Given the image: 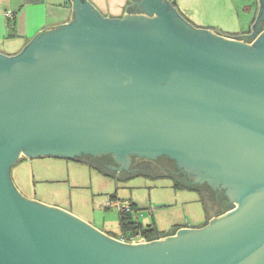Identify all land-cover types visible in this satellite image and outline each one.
<instances>
[{"label": "water", "instance_id": "water-1", "mask_svg": "<svg viewBox=\"0 0 264 264\" xmlns=\"http://www.w3.org/2000/svg\"><path fill=\"white\" fill-rule=\"evenodd\" d=\"M138 3L151 17L74 0L71 22L0 52V264H264V31L250 44L185 21L177 0ZM84 154L168 156L233 202L202 227L129 243L12 180L23 155Z\"/></svg>", "mask_w": 264, "mask_h": 264}, {"label": "rangeland", "instance_id": "rangeland-1", "mask_svg": "<svg viewBox=\"0 0 264 264\" xmlns=\"http://www.w3.org/2000/svg\"><path fill=\"white\" fill-rule=\"evenodd\" d=\"M252 10L251 20L254 5ZM250 23L237 27L221 21L218 25L207 24L233 32L237 28L249 29ZM22 157L12 167L11 176L23 196L63 208L111 234L120 235L121 228L118 208L106 206L110 197L133 201L139 208L140 221L155 223L162 231L176 223L199 226L209 221L199 191L169 176L140 171L115 176L71 158Z\"/></svg>", "mask_w": 264, "mask_h": 264}, {"label": "crops", "instance_id": "crops-1", "mask_svg": "<svg viewBox=\"0 0 264 264\" xmlns=\"http://www.w3.org/2000/svg\"><path fill=\"white\" fill-rule=\"evenodd\" d=\"M87 1L92 4L100 14L106 17L124 18L125 16H150L145 9H141L145 7L144 4L138 3L137 7V2H142L144 0H135L137 2L129 9V12L134 13L127 12L128 6L132 5L134 0ZM164 1L165 0H159V3ZM166 1L172 2V0ZM246 1H250L252 4L250 5L246 3ZM256 2L257 0H177L180 9L177 10L187 22L197 27H209L217 30L219 26L211 27V25L207 23H216L215 25H218L217 23L221 21L237 27L242 23L245 25L247 21L252 22V5H254L255 8L257 5ZM75 10L74 0H0V52L9 55L19 53L37 34L50 31L60 25L71 22L74 18ZM9 13H11V15H9ZM153 14L154 16L156 15L155 13ZM205 24L208 26H203ZM245 29L246 28L243 27L233 29V32H225L239 33ZM212 215L213 214L207 212V219ZM176 225H181L179 228L193 227L192 225L186 226V224L177 223L174 224L173 227ZM173 227L164 231L169 232ZM100 230L109 234L105 229Z\"/></svg>", "mask_w": 264, "mask_h": 264}, {"label": "flooded vegetation", "instance_id": "flooded-vegetation-1", "mask_svg": "<svg viewBox=\"0 0 264 264\" xmlns=\"http://www.w3.org/2000/svg\"><path fill=\"white\" fill-rule=\"evenodd\" d=\"M256 4L257 5L255 9H258L259 5L257 2ZM254 22L255 21L252 19L250 27L251 25H253ZM258 26H261L260 30L255 33V35L252 37L250 35H252L253 30L249 29H245L244 31L239 33H226L225 31H223V34L230 37L238 38L242 41L251 44L264 31V20ZM217 32L220 33V30H218ZM22 158L23 157H21L18 161H20ZM71 159L85 162L88 165L95 167L100 172H104L105 174L109 175L120 176L124 173H128L131 171H140L153 172L159 175L169 176L177 183H182V185H190L193 186V188H195L196 190H198L203 199L206 211L213 214L212 216L225 214L233 202V200L226 191V187H224L223 185L218 187H212L207 182L198 181L197 176L192 173L193 171L190 172L187 168L180 166L176 160L168 156H159L157 158H144L138 157L136 155H131L128 165H125L123 162L116 160L115 156H113L112 154H84Z\"/></svg>", "mask_w": 264, "mask_h": 264}, {"label": "trees", "instance_id": "trees-1", "mask_svg": "<svg viewBox=\"0 0 264 264\" xmlns=\"http://www.w3.org/2000/svg\"><path fill=\"white\" fill-rule=\"evenodd\" d=\"M131 203H132V206L134 207V209L139 210V208L137 207V205L133 201H131ZM119 214H120V228H121L120 235L109 233L110 235H112L115 238H120L123 235L130 236L132 234L134 235V234L140 232L141 234H143L148 239L153 240V239H158V238L167 236L169 234H174L177 231V229L179 227H181V225H176L173 227V229L171 231L165 232V231L159 230V228L156 226L155 223L144 224L140 220L133 219V216L130 214H126L123 212H119ZM207 223H208V221H206L202 225L193 226V227H202V226L206 225Z\"/></svg>", "mask_w": 264, "mask_h": 264}, {"label": "built area", "instance_id": "built-area-1", "mask_svg": "<svg viewBox=\"0 0 264 264\" xmlns=\"http://www.w3.org/2000/svg\"><path fill=\"white\" fill-rule=\"evenodd\" d=\"M9 15H11V13H9ZM106 206L112 208H118L119 212L130 214L133 216V219L140 220V211L134 209L131 200L128 199L123 200L120 198L110 197L106 202ZM118 239L129 243H142V242L151 241L140 232L134 235L132 234L130 236L123 235Z\"/></svg>", "mask_w": 264, "mask_h": 264}]
</instances>
